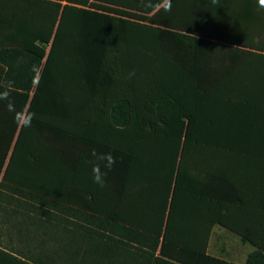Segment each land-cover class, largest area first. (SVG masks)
Masks as SVG:
<instances>
[{"label":"trees","instance_id":"obj_1","mask_svg":"<svg viewBox=\"0 0 264 264\" xmlns=\"http://www.w3.org/2000/svg\"><path fill=\"white\" fill-rule=\"evenodd\" d=\"M256 6L0 0V235L24 244L0 249V264H134L152 241L179 263L229 264L207 253L216 225L258 248L247 264H264V222L261 239L231 224L221 191L213 199L194 190V227L178 221L193 147L264 159ZM86 150H101L105 164L111 154L104 170L136 206L151 207L145 221L112 213L93 190L89 205L63 196L68 172L78 186Z\"/></svg>","mask_w":264,"mask_h":264},{"label":"crops","instance_id":"obj_2","mask_svg":"<svg viewBox=\"0 0 264 264\" xmlns=\"http://www.w3.org/2000/svg\"><path fill=\"white\" fill-rule=\"evenodd\" d=\"M257 12L261 24L256 34V42L259 39L264 42V0H255ZM202 148V147H201ZM84 158V171L77 173L76 182L78 186H71L72 174H66L68 183L65 185L63 196L76 199L83 204L91 202L90 190L105 201L112 213L120 211L124 217L133 218L137 213H141V220H146L151 209L149 205L136 206L134 204L133 191L122 192L113 181L112 173H106L103 181L109 182L110 189L101 190V186L93 181V169L100 173L106 172L107 163L102 159L103 152L100 150L93 155V151L86 150ZM182 170L181 190L190 195V199L181 205V210L187 214L181 215L178 219L180 224L194 227V190L201 192L206 190L214 199L217 194L224 197L225 216L231 224L254 228L255 238L263 237V216H264V159L261 157H251L229 152L219 155L216 151H207L206 155L201 152L194 154V147L186 160ZM125 197V203L118 205L119 197ZM66 201V200H65ZM66 202H64V205ZM87 205V206H88ZM248 210V215H244V210ZM228 213V214H227ZM252 213V214H251ZM0 212V218L2 217ZM63 218L66 217L64 212ZM144 220V221H145ZM64 227V226H63ZM143 248L142 258H132L134 264H184L174 260H169L161 255V246L153 251L151 244ZM0 249L11 251L24 249L23 242L11 239L8 235H0ZM258 248L246 242L238 234L228 230L226 227L216 225L213 228L208 246V255L223 259L229 264H247L248 257L256 252ZM192 255L187 256V261L194 260ZM187 264H190L187 262ZM260 264V261L257 263Z\"/></svg>","mask_w":264,"mask_h":264},{"label":"clouds","instance_id":"obj_3","mask_svg":"<svg viewBox=\"0 0 264 264\" xmlns=\"http://www.w3.org/2000/svg\"><path fill=\"white\" fill-rule=\"evenodd\" d=\"M93 155H95V150H93ZM106 159L108 160V164L106 165V167L110 170L111 165L115 163V159L113 157H111V154H108ZM98 165L97 167H94L93 169V181L97 184H99L101 187H103V176L106 175L105 173H100L98 170Z\"/></svg>","mask_w":264,"mask_h":264},{"label":"rangeland","instance_id":"obj_4","mask_svg":"<svg viewBox=\"0 0 264 264\" xmlns=\"http://www.w3.org/2000/svg\"><path fill=\"white\" fill-rule=\"evenodd\" d=\"M32 128L35 129L36 128L35 125H32ZM51 136H52V134L50 133L49 138ZM50 139L51 140H54L55 142L60 143L59 137L52 136ZM64 143H65V145H69L71 143V141H70V139H65V142ZM68 149H70V147H68L67 150Z\"/></svg>","mask_w":264,"mask_h":264}]
</instances>
